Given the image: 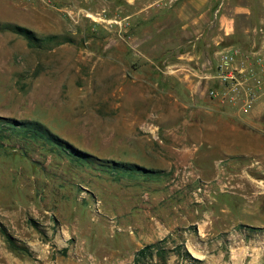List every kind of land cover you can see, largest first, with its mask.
Listing matches in <instances>:
<instances>
[{
    "label": "rangeland",
    "instance_id": "rangeland-1",
    "mask_svg": "<svg viewBox=\"0 0 264 264\" xmlns=\"http://www.w3.org/2000/svg\"><path fill=\"white\" fill-rule=\"evenodd\" d=\"M182 1L0 0V264H134L152 243L165 259L139 264H264V104L250 120L205 78L260 40L264 0H207L189 33ZM24 120L69 153L1 128Z\"/></svg>",
    "mask_w": 264,
    "mask_h": 264
},
{
    "label": "built area",
    "instance_id": "built-area-1",
    "mask_svg": "<svg viewBox=\"0 0 264 264\" xmlns=\"http://www.w3.org/2000/svg\"><path fill=\"white\" fill-rule=\"evenodd\" d=\"M205 78L212 81L211 98L236 103L245 113L251 110L264 98V32L245 51L229 47L218 52L213 74Z\"/></svg>",
    "mask_w": 264,
    "mask_h": 264
},
{
    "label": "trees",
    "instance_id": "trees-1",
    "mask_svg": "<svg viewBox=\"0 0 264 264\" xmlns=\"http://www.w3.org/2000/svg\"><path fill=\"white\" fill-rule=\"evenodd\" d=\"M12 31L22 35L25 37V39L28 41V44L30 46H37V43L40 44L41 40L40 38H37L33 32L30 29H27L22 26L17 25H11L9 26ZM52 37H50L51 39ZM10 128L15 135H22L23 137H29L32 140L38 141L43 140L44 144L46 145H54L57 146V148L61 149L62 151L66 152L65 148V142L55 136L52 133H49L47 129L40 124L38 121L35 120H24L19 122H13L9 126H3L2 129ZM2 133V130H0ZM4 133L0 134V138L5 137V131ZM67 145V144H66ZM69 153V152H66ZM69 155H72L76 157L79 160H85L87 157H90L89 155L79 152V151H72ZM112 170H115L117 173H134L137 171L144 172L145 175L151 176L154 174H158L156 170H151L147 168H141L140 166L136 164L131 163H122V162H115L114 167H112ZM12 243V242H11ZM22 251L26 252L22 248ZM155 251V252H154ZM152 253H156L161 259H165V250L162 247H159L157 243H152L149 245L144 246L143 248L139 249L136 252L135 258H134V264H139L141 262V259L145 257L147 254L152 255Z\"/></svg>",
    "mask_w": 264,
    "mask_h": 264
},
{
    "label": "crops",
    "instance_id": "crops-1",
    "mask_svg": "<svg viewBox=\"0 0 264 264\" xmlns=\"http://www.w3.org/2000/svg\"><path fill=\"white\" fill-rule=\"evenodd\" d=\"M250 5H234L233 7L229 8L230 11H228L227 9L225 10V8H223L221 10L220 16H219V24H218V34L216 36H214V38L212 37H208L209 39H207V44L209 45L210 42L211 43H215L217 44L219 41L223 40V39H227L229 38V36L231 35V31L234 25V20L237 16L239 15H248L250 12L249 7ZM204 7L206 11L211 9V5L208 4L207 0H184L182 2H180L177 7H176V12H177V16L180 18V21H185L186 24L181 25V31L185 32L186 30V26L188 27L186 32H190V30H193L195 27V22L198 21L197 17L193 16L199 12L200 8ZM221 8V6L219 7V9ZM205 20V17H204ZM206 21V20H205ZM205 27V25L203 26V28ZM205 31V30H204ZM203 31V32H204ZM203 40L204 42L206 41V37H207V31H205V33L203 34ZM264 104V101L262 100H258L253 104V107L251 110H249L248 112H242L241 114L246 116V117H251L250 120H252L254 117L255 112L260 108V105Z\"/></svg>",
    "mask_w": 264,
    "mask_h": 264
},
{
    "label": "bare ground",
    "instance_id": "bare-ground-1",
    "mask_svg": "<svg viewBox=\"0 0 264 264\" xmlns=\"http://www.w3.org/2000/svg\"><path fill=\"white\" fill-rule=\"evenodd\" d=\"M193 250V249H192Z\"/></svg>",
    "mask_w": 264,
    "mask_h": 264
}]
</instances>
